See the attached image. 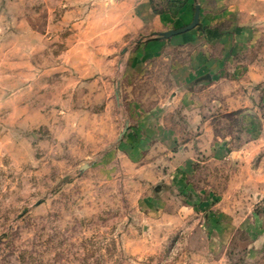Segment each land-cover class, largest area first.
<instances>
[{"label": "rangeland", "instance_id": "rangeland-1", "mask_svg": "<svg viewBox=\"0 0 264 264\" xmlns=\"http://www.w3.org/2000/svg\"><path fill=\"white\" fill-rule=\"evenodd\" d=\"M141 1L0 0V264H264V27Z\"/></svg>", "mask_w": 264, "mask_h": 264}, {"label": "crops", "instance_id": "crops-1", "mask_svg": "<svg viewBox=\"0 0 264 264\" xmlns=\"http://www.w3.org/2000/svg\"><path fill=\"white\" fill-rule=\"evenodd\" d=\"M197 2L201 10L200 23L208 28L206 39L225 43L235 41L237 46L235 53H239L238 57L245 58L250 45L254 46L261 38L260 27H264V0H197ZM193 4L196 5V0ZM137 10L140 14L139 20L151 18L150 6L146 0L139 3ZM183 11L187 12L184 17L189 19L191 3H187ZM190 35L192 36L178 35L175 41L184 43L193 40L195 34ZM248 74L253 82L259 79L254 65L248 70Z\"/></svg>", "mask_w": 264, "mask_h": 264}, {"label": "water", "instance_id": "water-1", "mask_svg": "<svg viewBox=\"0 0 264 264\" xmlns=\"http://www.w3.org/2000/svg\"><path fill=\"white\" fill-rule=\"evenodd\" d=\"M199 17H200V7L197 6L196 14H195V20H194V22H193V24L191 26H189V27H187L185 29L178 30V31L168 32V33L165 34V36L166 37H172V36L182 34V33L186 32V31H189V30L195 28L198 25V23H199Z\"/></svg>", "mask_w": 264, "mask_h": 264}]
</instances>
